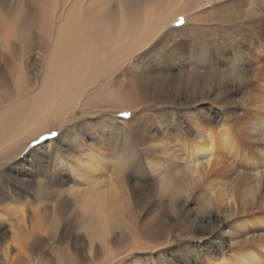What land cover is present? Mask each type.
<instances>
[{"label": "bare ground", "instance_id": "1", "mask_svg": "<svg viewBox=\"0 0 264 264\" xmlns=\"http://www.w3.org/2000/svg\"><path fill=\"white\" fill-rule=\"evenodd\" d=\"M129 2L131 3V1ZM154 4L155 7L158 5L157 3ZM125 6V4L120 3V0H0V165L8 167L6 170L3 169L4 174L0 175V203L7 200L15 202L9 197L18 196L22 198L25 190H32L36 188L37 184L39 189H36L39 196L37 203H40L39 206L44 198H58L56 204H52L55 207H53V214L57 217L65 213L66 205L80 207V212L73 216L74 222L64 223L63 220H60L61 224L57 221L55 225L51 224V227L42 226V224L41 227H28L25 222L27 217H24V210L23 212L20 211L21 213H18V210V212L9 213L10 211L2 210L0 207V264H33L34 262L46 264L47 261L43 260L42 256L46 250L56 248V244L63 246L68 252L69 248L72 249L67 254L70 259L65 264H127L134 252L148 253L143 258L146 264H164L165 258L175 259L177 264H201V261L203 264H264V247H262L264 235L259 234L261 230H264V213H261L264 212V168L258 166L264 161V156L252 151L253 146L264 145V127L260 124L255 123L252 127L250 132L253 134V143H248L249 146H245L243 149L237 146L221 150L218 154L219 148L215 139L212 137L205 139L204 129L189 126L186 130L185 126L176 123L177 119L182 120L183 117L176 119L174 116L171 118L165 116L162 121L158 119L159 123H152L147 128L145 127L147 131L144 129L145 132L151 133L148 139L152 141L148 142L154 149H157L154 144L156 138H166L170 132L176 136L177 142L180 136L188 139V133H193L192 138L195 140L189 141L191 145L184 146L182 151L187 154L183 153L186 157L182 159L181 163L175 161V159L178 160L180 154L177 151L176 141L170 142L166 146L162 143L163 147L160 149L159 159L171 161L172 168L169 169L167 165H161L162 169L159 167V169L154 170L160 178V183L157 186L150 174H144L146 177L140 183L138 190L132 193H129L126 188L125 167L127 166L125 160L129 156L135 155L138 149L136 145L134 147L132 144L131 151L127 150L129 148L127 146L124 148L126 150L120 151L121 148L119 149L115 144L113 150H109L106 155L97 154L93 146L100 141L104 142L111 136L112 131L108 128H103L98 135L95 132L90 146L88 144L87 146L86 144L82 146L69 144V141L73 140L75 136L72 139H66L69 134L75 135L78 129L79 132L82 131L78 128L79 126L78 129L73 126L70 128L71 131L67 130L70 124H76L75 120H82V125L87 126L95 117L106 116V114L111 113L110 110H107V105L113 100L110 101L109 97H105L103 100L95 101L96 95H98L96 93H101V97H103L106 85L116 83L119 77L111 78L94 89L98 77L103 73L112 72L138 50L147 46L152 39H155L157 27L148 26V24L152 21L156 23L166 22L164 15H161L159 11H154L152 5L145 10L142 17L144 19L141 18L144 20V24H139L142 20L129 19L130 15ZM112 9L114 11H111ZM161 25L164 26V24ZM191 60L192 58L189 62L187 61V65ZM192 62L194 64V61ZM137 65L135 68L138 69ZM195 67L198 70L199 67ZM141 70H144L143 73H140ZM141 70L136 71V76L141 74L137 77L138 80L147 73L153 75L142 79V82L137 79L135 81L134 78L135 85L137 83L149 86L150 79H152V81L156 80L154 89L157 85H159L158 87L163 85L164 88L170 89V80L174 82L176 80V77H173V69L169 71L167 77L160 76L161 72L158 69L153 70V66L148 65L142 67ZM195 70L193 72L194 77H190L191 74L189 78L186 75H180L182 78L179 77V79L183 81L186 77V81H193L194 87H198V89L199 86L205 87L203 76L198 74L200 71L196 72L197 70ZM165 71H167L166 68ZM134 76L132 75V77ZM124 77L122 76V78ZM256 79L257 77L249 83L257 81ZM216 81L222 87L231 88L233 91L239 85L235 79L229 78L223 73L217 76ZM181 82L178 83L181 84ZM115 86L117 87V85L112 84L111 89H115ZM171 86L173 87V85ZM248 86L250 85L246 84V87ZM120 87L122 88V86ZM120 87L119 90H117L118 87L116 88L118 97L121 100L128 98L129 101L125 100L126 104L123 101V106L119 107V105L115 108L120 109V111L124 110L129 114L133 112L136 116L130 117L131 120L128 118L126 120L110 119L109 121L111 127L122 128L120 132L126 133L129 128L142 125L141 118L145 114L144 108L137 107V105L140 102L143 105L145 103L142 100L143 102L140 101L133 105L136 100L131 98V95L136 91H128L129 88L126 87L120 90ZM179 89L181 90V87ZM192 89L194 88L192 87ZM198 89L196 92H194L195 89L190 91L192 92L190 95H183V98L189 102L188 107L196 101L198 96L200 101L208 99L205 88ZM142 91L144 90L141 89L137 97L135 95L136 99L138 97L142 99L146 95H143ZM149 92L147 95L150 94ZM224 93L231 92L220 91L219 96L221 97L217 99L223 98ZM113 95L112 97L116 98V94ZM195 96L197 97L195 98ZM162 98L165 99L164 96ZM181 98L180 94H177L176 97L170 96L169 101L172 100L171 104H178ZM143 99L146 101V98ZM117 100L118 98L114 101ZM212 101L216 103L215 100ZM250 101L247 96H244L229 108L239 109L240 104L244 105L247 102L249 105ZM222 109L219 108L218 111L209 108V119L218 121V118H223ZM218 112L220 115L217 114ZM73 113L77 114L78 117L75 115L71 119ZM137 117L139 119H136ZM243 119V115L234 116V125H239ZM129 121H133V123H129ZM65 122L69 124L63 131V135L56 139L58 147H53L55 140L49 138L43 148L38 147L30 151L31 142L40 136L45 137L44 132L48 130L49 125ZM226 125L227 123L223 122L220 125V131H229ZM93 128H96L95 124H92L91 128H87V133L84 135L89 136L91 134L90 129ZM104 129L106 132L103 131ZM132 129L131 131H136L138 128ZM177 129L178 132H176ZM96 130L93 129L92 132ZM94 138L95 144H93ZM163 142L167 141L163 140ZM68 147H75L78 152L87 154L96 165L106 171L105 174L98 175L96 178L81 184L72 183L68 174L57 176L55 174V161L62 159L61 148ZM27 148H29L27 155L17 159L19 154L24 153ZM101 157H113L111 169L99 161ZM12 160L13 164H9ZM227 160H230L233 165L225 164L228 163ZM18 164L20 167H17ZM51 166H53V173L49 171ZM87 167L95 170L94 165ZM31 168L32 170L35 169L38 174L43 172L46 181L44 179L38 183L34 181L35 176L34 172H31ZM129 179L131 182L134 180L132 177ZM223 179H226L228 185V187L222 185L225 187L222 192L224 196L218 197V194L213 192V188L201 191L207 184L208 186L211 184V187L216 184L220 186L219 180ZM227 179L231 180L230 183ZM64 180L68 182L63 184L62 181ZM215 181H217L216 184H214ZM48 183L55 188H49ZM18 186H21L22 189ZM67 187L68 189L65 190L64 188ZM247 187L251 188L246 190ZM226 192L229 193L225 194ZM145 198L149 202L144 212L147 219L142 221V219L140 220V213L142 212L140 201ZM187 198H198L202 202L198 210L205 212V214L200 216L196 210L189 207L185 208L188 205ZM172 206L185 208L184 211L186 212L193 211L194 216L192 219L186 220L182 214H178L181 215L179 217L181 222L176 227L179 229L176 232L171 230L173 220H175L170 216ZM222 213L227 218L220 216ZM8 214L12 216L11 219L8 218ZM37 217L39 216L37 215ZM132 218H134L133 222L131 221ZM6 222H11L9 227H7ZM129 222L132 223L131 226H128ZM52 226H55V229ZM197 226L201 231H209L214 234L213 238L219 241L211 243L203 236L196 237L193 235L194 231L190 232L188 227L195 230ZM59 231L62 232L61 235L60 233L57 234ZM67 232L68 234L69 232L71 234L76 233L74 236L70 235L72 237L68 240L60 241L58 237ZM174 235L176 240L181 242L177 244L178 246L174 245ZM130 240H138L139 243L144 244L125 248L124 245ZM188 240L204 241L201 243ZM119 244L122 245L117 246ZM225 244H227V251L224 250ZM118 248L124 252L115 253ZM56 249L58 250V248ZM129 249L131 250L129 251ZM161 252L164 255H161ZM149 253L154 255L150 256ZM217 255L219 257L214 258Z\"/></svg>", "mask_w": 264, "mask_h": 264}, {"label": "rangeland", "instance_id": "2", "mask_svg": "<svg viewBox=\"0 0 264 264\" xmlns=\"http://www.w3.org/2000/svg\"><path fill=\"white\" fill-rule=\"evenodd\" d=\"M128 1H131V3L130 2L128 3ZM120 3H122L123 5L124 4L126 5L125 6V9L127 10L128 14L130 15L129 16V19H131V20L139 21V19H141L143 17L144 12L147 9V7L153 5V7H154L153 10L156 11V12H158V11L161 12V15H164L163 17L165 18L166 22L165 23H161V22L160 23H156V22L152 21V23L148 24V26H156L157 27V30H156V33L157 34H156V36L154 38L156 39L157 36H158V38L156 40L155 39H152L150 41V43H148L147 46H145L144 48H141L135 54H133L132 56H130L132 59L129 57V59L127 61L123 62V64L121 66L117 67L112 72H110V73H103V74H101V76L98 77L99 79L97 80V83H96L97 85L95 87H93L94 89L99 84H101L103 82H106L107 80H110L111 78H117V77H119L117 79L116 83H112L113 85H117L118 88L115 86V89H113L114 88V86H113V88L111 89L112 84H110V85H106V88L104 89V96L103 97H101L102 96L101 93H99V92L96 93L98 95H96L95 101H99L98 99L103 100L105 97H109L110 101L113 100V101H111L112 103L110 102L107 105V107H108L107 110H110L111 113H109L108 115L106 114V116L95 117L91 121L93 123L88 124L89 126L88 125L87 126L86 125L83 126L82 125V120H75L74 122H76V124H74V125H73V123L70 124V127L67 128V130H70L71 131V129H70L71 127L74 126V127L77 128L79 126L78 128L82 129V131L80 130L81 132H79V129L77 128L78 129L77 133L75 135H73V134L67 135V138H66L67 140L68 139H72L73 136L76 137L78 135H83L85 137V139L87 140L86 146H87V144H88V146H90L91 145V142H92L91 141L92 140V136L95 135V132L98 135V133L103 128H108V129H110L112 131L111 136L109 138H107L104 142L100 141V143L98 142L96 145L93 146V149L96 150L95 152L97 154L106 155L107 153H109V150H111V151L113 150V146L115 144L118 146L119 149L121 148L120 151L126 150V149H124V148H126V146H127V148L129 147L127 150L128 151H131L130 148L132 149V144H134V147L136 145L138 149H142L143 148V145H142L143 139L145 140L146 137L148 139L147 132H145V130L147 131V129H146L147 126H149L152 123H156L157 124V123H159V120L162 121L163 118L165 116H167L165 114L162 115V114H159V113H163L165 111H168V112H173L174 111L173 113H175V110L178 111V109H177V103H175V104H171L170 103L172 101V100L169 101L170 96L176 97L177 94H180V96L183 97V95H185V94L186 95H190L192 93L190 91H193L194 89H195L194 92L197 91L198 87H194L193 81H190L189 82V81H186L185 80L186 77L189 78L190 74H191L190 77H194L193 76V72H194V70L196 68L195 66H198L199 67L198 70L196 68L197 71L196 70L195 71L196 72H199L200 71L198 74L201 75V76H203V79H204V83L203 84L205 85V87L204 86L203 87L199 86V89L202 90L203 88H205V91H206V93L208 95L211 94V92L212 93L216 92V90H217L218 87H222V85L219 84L218 81H216L217 76L220 75L221 73L227 75L229 78L235 79L237 85L239 83V85L237 86V88H234L233 93L232 92L231 93H224L223 96H225L226 94L227 95H234L235 94V91H243V89L246 87V84L247 85H250L249 82L252 81V80H254L255 77H257L256 80H259L261 78H264V60H261L260 59V56H261V51L260 50H261V48H264V39H262V37H264V23H262V22H264V0H160V1H158V0L157 1L156 0L155 1L154 0H149V1L148 0H134V1L133 0H120ZM149 3H152V5H149ZM154 3H157L158 5H156V7H155L154 6L155 5ZM210 3H219V4L217 5L216 10L214 12H209V13H206V15H201V13L205 10V8ZM114 4L116 5V2L115 1H114ZM141 6H143V7H141ZM111 11H114V10L112 9ZM139 11H140V13H139ZM186 14H188V15H186ZM181 17L184 19L186 26H194L195 25V26H201L202 27V29H203L202 33H197L195 31H193V32H191V36H192V38L194 40H196L201 35V38L203 39L204 43L210 44L212 46V51H213L214 57H215L214 61H206L204 59H201L195 53L196 52V47H198V44H194V47H193V50H192L193 52L189 53L188 56H186V57H178L177 58V61H176V59L172 57L173 55L172 54H169L168 55V60H166L165 62H163L161 64L155 62V60L153 59L152 55H150V54L149 55H144L143 54L146 50H148L152 46H153V48L156 51H159L161 53H167L168 52V48L167 47H169V44L168 43H170V41L174 39V33L170 32V30H173L177 26V21ZM176 18H177V20H176ZM142 19H144V18H142ZM145 23L147 24V22H145ZM139 24H144V20L140 21ZM161 24H164V26H162ZM220 29H232V31L225 32L224 34L221 35L219 33V30ZM144 49H145V51H144ZM162 49H164V50H162ZM165 50H167V51H165ZM237 54H238V58L237 59H228L229 57H236ZM137 57H139L140 59L137 58ZM171 57H172V59H170ZM191 58H192V60L189 63L190 65L189 64L187 65V61L189 62ZM178 60H180V61H178ZM172 61H174L175 63L172 62ZM192 61H194V64H193ZM249 61H250V63H249ZM172 63H174V65H172ZM177 63H178V65H177ZM247 63H249V64H247ZM164 64L166 65V67H165ZM181 64H183V65H181ZM220 64H225V65H227V67L226 68L225 67H221ZM135 65L138 66V69L140 67V69L138 70L137 68H135ZM148 65L149 66H153V70L158 69V71L161 72L159 75L160 76L161 75L162 76L164 75L163 77H167L168 74L170 73L169 71L171 69L174 70V73H173L174 76L173 77H176L175 82L173 80H170L171 82L168 81L170 83V89L171 90L169 88L166 89L167 87L164 88L165 86H163V85L161 87H158L159 85H157L156 86L157 88L155 87V89H156V91H155L154 86L156 85V83H155L156 80H153L154 83H155L154 84L153 81H152V79H150L151 81L149 83L150 84L149 86H151V84L153 83L150 88H149L148 85H141V84H137V83L135 85L134 82L136 81L137 77L138 76H141V74H138L136 76L137 72L140 71L142 67H146ZM171 66H172V68H171ZM192 67H193V69H192ZM165 68H166L167 71H165ZM133 69H134V71H133ZM191 70H192V72H191ZM224 70H226V71H224ZM143 71L144 70H141L140 73L141 72L143 73ZM189 71H190V73H189ZM131 73H133V74H131ZM214 73L216 75L215 77H214ZM121 75L123 77L125 76L126 79H125V77L122 78ZM127 75H129V76H127ZM132 75L133 76L135 75V76L132 77ZM180 75H184V76L186 75V77H184L183 81L179 79V77L182 78V76H180ZM134 78H135V81L133 82V79ZM239 78H241L240 81H239ZM122 79H124V80H122ZM139 80L142 82V79H139ZM176 82L177 83L178 82L179 83L181 82V84H179V83L177 84ZM187 82H189V83H187ZM174 83H176V84L174 85ZM210 83H211V85H210ZM119 85L122 86V88L124 87V89H125V87L126 88H129L128 91H132V92L134 90L136 91V93L133 92V95H131V98H133V99L136 100V102H134L133 105L138 104L137 102H140L142 100L145 103L144 105L147 104L145 107H144V105L141 102H140L141 105L140 104H138L139 106L137 105V107L144 108V111L143 112L145 114L141 118V120L143 121L142 122V125L141 126H138L137 125L138 127L136 125L134 127H131V128H129L130 131L127 130L126 133L120 132V131H122L121 130L122 128L120 129L119 127L118 128L111 127L110 121H109L110 119L111 120L112 119H114V120L115 119H118V120H126V119H128L130 117H135L136 116L133 112H132V114H129L128 112H125L124 110L120 111V109L115 108L116 106L118 107L119 105H120L119 107L123 106L124 103L128 100V98L121 100L118 97L116 91L119 90V87H120ZM171 85H173L174 88ZM137 86H139V87L137 88ZM141 86H142V88H141ZM178 86H179V88L181 87V90L178 88ZM192 87L194 89H192ZM116 88H117V90H116ZM122 88L120 87V90ZM146 88H148V89H146ZM136 89H138V90H136ZM141 89L144 90V91H142L144 93L143 95L146 94L145 96H147V97L143 96V98H146V101L143 98L142 99H139V97L136 99V97L138 96V93H140ZM172 89H174V90H172ZM177 89H179V90H177ZM183 90H184V92H183ZM210 90H211V92H210ZM147 91L148 92L150 91L149 92L150 93L149 95H147L148 94ZM151 91H152V93H151ZM161 91H162V93H161ZM174 91H175V93H173ZM106 92H107V94H106ZM145 92H147V93H145ZM168 92H170L171 94H169ZM112 93L113 94L114 93L116 94V98H118L117 101H114V100H116V98L112 97V95H113ZM115 94L113 96H115ZM156 94H158V95L156 96ZM162 94L165 97V99L162 98L163 96L161 97ZM135 95H136V97H135ZM151 95H152V97H151ZM196 97L197 96H195V98ZM198 97L196 98V101L190 107H194L195 106V103H197V102L198 103L201 102V104H203V103L215 104L213 101L211 102L208 99L205 100L206 102L205 101H200L198 99ZM218 97H221V96H219V93H217V98ZM247 97H248V100H251L249 105H247V102H245L244 105L243 104H240L239 105V107H238L239 109H235V108L234 109L223 108L222 109V114H223L222 117L223 118H220V119L218 118V121L215 120L216 121V124H212L211 123V120L208 118L210 120L209 121V124H208V127H212V128L215 129L216 132H219L220 131V129H219L220 128V125L223 124V122H226L227 123L226 128H228L229 131H231V129H233V128L238 129L237 135L245 141V143L247 144L246 146H249L251 143H253V140H252L253 139V134L250 131H251L252 127L255 125V123L249 117L243 115L244 119L242 120V122L239 123V125L238 124L237 125H234V123H235L234 122V116H242V115H239V114H236V113H238V112L239 113L249 112L253 108V106L254 107H257L260 104H264V98H262L257 93H251V94L247 95ZM250 97H251V99H250ZM119 100H120V102H119ZM123 101H124V103H122ZM151 101H153V102H151ZM155 103H156V105H155ZM112 105H114V106H112ZM130 105H132V104H130ZM156 106H158V107H156ZM163 107H165V108L163 109ZM170 108H171V110H170ZM114 109H115V111H114ZM217 110L219 111V109H217ZM225 112H231L233 114L232 115H224ZM122 113H128L129 115L127 117H125V116L122 115ZM75 115L77 116V114H74L73 113L72 116L71 115H69V116H71V119H72L73 117H75ZM107 116L110 119L106 120V122L105 121L101 122V118L102 117H107ZM173 116L177 119V117L175 115H173ZM149 118H151V120H149ZM152 119H153V121H152ZM129 120H131V118ZM107 121H109V122H107ZM68 124L69 123H66L65 122V123H62V124H52V125H49L48 126V130L44 132L45 137H50V133H52V132H60L61 133V136H62L63 135V131L65 130V128L67 127ZM92 124H95L96 125V128H93V129H97V130L92 132L93 129H90L91 134L86 137L84 134L87 133V131H86L87 128L88 129L91 128ZM82 126H83L84 129L82 128ZM132 128H135V130L138 128L136 130L138 132L136 133V131H131V130H133ZM124 129H127V128H124ZM139 129H140V131H139ZM142 129H143V131H142ZM83 130H84L85 133L83 132ZM127 133L129 134V137H128V134ZM143 133L144 134L146 133V134L144 135ZM105 137H106V135H105ZM136 137H137V139H136ZM58 138L59 137H57V138H51V139L55 140V139H58ZM128 138H130V139H128ZM191 138H190L191 141H194L195 140L194 138H192V139ZM132 140H133V143H132ZM134 140L135 141L137 140V141L135 142ZM163 140H166L167 142L164 143ZM140 141H141V143H140ZM148 141L150 142L152 140L151 139H148ZM155 141H156V143H154L155 146H157V149L160 150V149H162V147H163L162 145L163 144H164V146H166L170 142H173L174 143L176 141V136L172 132H170L166 138H164V137L156 138ZM248 143H250V144H248ZM120 144H122L124 147L123 146L121 147ZM156 144H158V145H156ZM176 144H177V147H178L177 151L180 152V154H179L178 157L181 158V159L179 160V158H178V160L175 159V161H179L178 163H181L182 159H184L186 157V155H184V154H187L186 152L182 151V150H184V146L185 145H182L179 141L178 142L176 141ZM139 145H141V146H139ZM158 146H160V147H158ZM221 150L222 149L219 148L218 154H219V152H221ZM28 152H29V148H27L24 151V153L19 154V156L17 157V159H19L20 157L21 158H24L27 155ZM62 158H63V155H62ZM157 158L159 159L160 156L157 157ZM227 162L228 163H225V164H227V165H233V164H231V161L230 160H227ZM10 163L13 164V160H12V162H9V164ZM4 166L5 165H0V168H2ZM17 167H20V165L18 164ZM6 169H8V167L5 168V170ZM157 169H159V168H157ZM160 169H162L161 166H160ZM125 171H126V177H125V179H126V184H127V187L126 188H127L128 192L129 193L130 192L131 193L132 192H136L138 190V188H139L140 183L142 182V180H144V178L146 176L144 174H143L144 176L143 175H136L137 177L135 175H133L131 177L134 180L131 182L130 179H129V173H128L127 167H125ZM31 172L32 173L34 172V176H35L34 179H35V181L37 183L39 181H43V179H44V173L43 172H41V173L38 174V173L35 172V169L32 170V168H31ZM147 174H150L152 176V179L154 178V181L156 182V186L159 185L160 178H159L157 172L151 171V173L148 172ZM138 178H139V180H138ZM227 180L229 181L228 183H230L231 180H229V179H227ZM216 182L217 181H215L214 184H216ZM219 182L221 183L220 186H218V184H216V185H214V186L211 187V184L209 186L207 184V186H204V188H202L201 191H207L208 189L210 190V189L213 188V190H214L213 192L215 194H218V197L220 195H223L224 196V194H222V192H223V190H225V187H223L222 185H225L226 187H228V185L226 184L227 181H226V179H223V180H219ZM18 187L22 189L21 186H18ZM35 187L36 188H33L32 190L31 189H29L28 191H26V190L24 191L23 190L24 191V195H23L22 198L21 197H18V196H15V197L10 196L9 198H12V200H14L15 202L10 201V200H7L5 202L2 201L1 202L2 204L0 203V207H2L1 209L2 210L10 211L9 213H14L15 211L16 212L19 211L18 213H21L20 211L23 212V210H24L25 211V212H23L25 214L24 217L25 218L27 217V219L25 220V222L27 223V226L28 227L29 226L30 227H32V226L33 227H38V226L41 227V224H42V226H50L51 227V224L52 225H55L57 223V221H58V223L60 222V224H61V221L60 220H63L64 223L65 222H68L69 223V222H72V221L74 222L73 216L77 212H80V207H78V206L77 207L76 206H73L72 207L70 205H66L65 213L63 215H60V216L57 217V215H54L53 214L54 213V210L53 209L55 207L52 204H56V202L58 201V198H52V199L51 198H44L43 201L41 202V205L39 206L40 203H37V202H39L38 201L39 196L37 195L38 192L36 190V189H38L37 184H36ZM250 188L251 187H247L246 190H248ZM21 189H19L20 192H22ZM64 189L66 190V189H68V187L67 188H64ZM208 193H210V192H208ZM228 193L229 192H226L225 194H228ZM54 200H56V201H54ZM187 200H188V205L185 206V208L189 207L190 209L196 210V212L200 216H203L205 214V212H200L198 210V208L202 204V202L198 198H194V199H188L187 198ZM8 201H10L9 204H8ZM197 201H198V203H197ZM11 202H12V204H11ZM140 202L142 203V204L140 203V206H142L141 207V211H142L141 213L142 214L140 213V220L142 219V221H144L145 219H147V217L144 214V212H145V209L148 207V203L149 202H148V200L146 198L145 199H142ZM182 203L185 204V202H182ZM3 204H5V205H3ZM17 205H19V207H17ZM134 206L137 207V205H134ZM222 208L224 209L223 206H222ZM184 209H181L180 207H177V206H172L170 208V212H171L170 213V216L175 219V220H173L174 223H173V227L171 229L172 232H176L177 231L176 227L181 222L180 221L181 219L179 218L181 215H178V214H182L186 218V220H190V219H192L194 217L193 216V211L186 212V211H184ZM212 210L215 211V209H212ZM37 211H39V213H37ZM51 211H52V213H51ZM50 214H51V216H50ZM37 215L39 217H37ZM220 216L226 217V215H224V213H222ZM11 217L12 216L8 214V218L11 219ZM13 217H16V216H13ZM40 218H42V219H40ZM71 218H73V219L71 220ZM45 220H46V223H45ZM131 221L133 222L134 221V218H132ZM20 222L22 223V221H20ZM10 224H11V222H6L7 227H9ZM128 224H129L128 226H131L132 225V223H130V222ZM52 227H54L53 229H55V226H52ZM188 229H189L190 232L191 231H194V229H192L190 227H188ZM60 231L57 233L58 235H59ZM61 233H60V235H61ZM75 233L76 232H74V233L71 234L69 232V234H68V232H67L63 236H60L61 238L58 237V239L60 241H66V239L68 240L70 237L74 236ZM70 235H72V236H70ZM117 236H119V234H117ZM176 241L177 240H175V243H176ZM7 242H9V240H7ZM142 244H144V243H139L138 240H136V241H134V240L131 241L130 240V241H128L126 243V245H124V247L125 248L127 246H130L131 247L132 245L133 246L134 245L140 246ZM121 245L122 244H119L117 246H121ZM175 245L178 246L177 244H175ZM55 246H56V248H58V250L56 248H54V249H51L50 248L49 250H46V252H45L46 254L45 253H44L45 255L43 254L42 259L45 260V261H47L46 264H63V263L65 264V263H67L68 259H70V256H68L67 254L70 253L72 251V249L69 248V252H68V250L65 249L63 246H60L58 244H56ZM118 249H117V251L115 253L118 254V253L124 252V251H120V249H119V251H120L119 252ZM130 250L131 249H129V251ZM137 254H139V253L138 252H134L132 254V257L135 256V255H137ZM149 254H150V256L154 255V254H151V253H149ZM65 257H67V258H65ZM147 257H149V256L147 255ZM184 257H186V256H184ZM218 257H219V255L214 256V258H218ZM58 258H59V260H58ZM63 260H66V261L63 262ZM61 261H62V263H61ZM36 263L37 262H34L33 264H36ZM42 264H45V263H42ZM142 264H146V262L143 261Z\"/></svg>", "mask_w": 264, "mask_h": 264}, {"label": "snow or ice", "instance_id": "3", "mask_svg": "<svg viewBox=\"0 0 264 264\" xmlns=\"http://www.w3.org/2000/svg\"><path fill=\"white\" fill-rule=\"evenodd\" d=\"M219 3H210L205 10L201 13V15H206V13L214 12L216 10V7ZM264 23V22H262ZM172 33H174V39L170 41L168 52L167 53H161L159 51H156L153 46L146 50L143 54L145 55H152L153 59L157 63H163L168 59V55L172 54L173 58L177 59L178 57H186L189 55V53L192 52L194 44H198V47H196V54L206 61H214V53L212 51V46L210 44L204 43L203 39L201 38V35L198 39L194 40L191 36V32L195 31L197 33H202L203 29L201 26H186L184 19L181 17L177 21V26L170 30ZM232 31V29H220L219 33L222 35L225 32ZM264 39V37H262ZM261 56L260 59L264 60V48H261ZM238 54L236 57H229V59H237ZM186 66V65H185ZM221 67H227L225 64H221ZM152 73H147L140 77L139 79H144L147 77L152 76ZM220 91L225 92H232L233 89L231 88H224V87H218L216 92L211 93L208 95V100L212 101L215 100V104L210 103H195L194 107H188V103L183 97L180 99V101L177 104V109L175 113L165 111L163 113L159 114H165L169 116L170 118L175 115L176 117H183L182 120L177 119L176 123L181 124L185 126V129L189 126L192 128L200 127L204 129V138L207 139L208 137H212L215 139L218 147L222 150L235 148L239 146L240 148H244L247 144L245 141L240 138L237 135L238 129L233 128L231 131H220L216 132L215 129H209V116L208 111L209 108L212 109H219V108H229L234 103L239 101L242 97L247 96L251 93H257L262 98H264V78H261L257 81H254L250 84V86L245 87L243 91H235L234 95H225L223 98L217 99V93ZM220 115V113H217ZM231 112H225L224 115H232ZM239 115H244L249 117L254 123L260 124L262 127H264V104L258 105L257 107L252 108L249 112L244 113H236ZM123 116L127 117L128 113H122ZM110 119L109 117H102L101 122L106 121ZM136 119H139L137 117ZM93 123V122H89ZM129 123H133V121H129ZM212 124H216V121L213 119L211 121ZM106 132V129L103 130ZM178 132V129L176 130ZM148 136H151L150 132H147ZM193 133H188L189 139H185L183 136L178 137V141L185 146H189L190 144V138L192 137ZM60 132H52L50 133L51 138H57L60 137ZM50 137H44L40 136L39 138L33 140L31 142V149L30 151L37 149L38 147L43 148L46 144V141ZM71 145L74 146H82L87 143V140L83 135H78L73 138L69 142ZM95 138L93 140V144H95ZM143 148L137 149L134 156H129L125 160V164L128 169L129 177L133 175H143L148 172L151 173V171L156 170L161 165H167L169 169L172 168V162L165 159H158L161 155V152L159 149H154L148 142L147 139L142 141ZM49 147V145L47 144ZM53 147H58L57 141L55 139ZM253 153H260L262 156H264V145H257L252 147ZM61 152L63 155L62 159H58L55 161V174L57 176H60L61 174H68L71 178L72 183L81 184L84 182H87L91 179L96 178L98 175L105 174V170L96 165L92 159L88 157L87 154L80 153L76 150L75 147H68V148H61ZM79 160V162H77ZM113 160V157H101L99 158V161L103 165H107L108 168L111 169V161ZM88 165H94L95 170H92L88 168ZM54 166V165H53ZM53 166L49 168V171L53 173ZM259 167L264 168V161H262L259 165ZM7 166H4L0 168V175L4 174L3 169H5ZM45 180V179H44ZM35 181V180H34ZM33 181V182H34ZM46 181V180H45ZM17 182V181H16ZM68 181L64 180L62 181L63 184H66ZM49 188H55V186L48 183ZM198 203V201H197ZM264 213V212H261ZM223 222L221 221V224ZM179 231V229H177ZM259 234L264 235V230H261ZM194 235L196 237H205L207 240H209L211 243H217L219 241L218 239H214L213 235L209 231H201L199 227L197 226L194 230ZM173 240H176L175 235L173 236ZM188 241H196V242H203L204 240H188ZM181 242L176 241L175 244H179ZM174 244V245H175ZM264 247V245H262ZM224 250L227 251V244L224 245ZM148 253H141L133 256L131 259L127 261V264H142L144 256ZM161 255H164V253L161 252ZM164 264H177L175 259H167L165 258ZM201 264H203V261H201Z\"/></svg>", "mask_w": 264, "mask_h": 264}]
</instances>
